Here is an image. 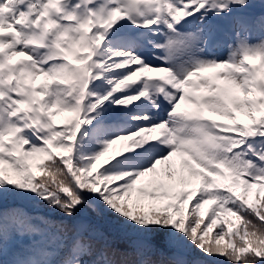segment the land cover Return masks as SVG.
<instances>
[{"label": "snow or ice", "instance_id": "6c2138e0", "mask_svg": "<svg viewBox=\"0 0 264 264\" xmlns=\"http://www.w3.org/2000/svg\"><path fill=\"white\" fill-rule=\"evenodd\" d=\"M253 3L0 0V264H264V2ZM210 14L228 17L226 45L218 25L182 30ZM125 18L150 34L113 33L131 47L108 50ZM225 46L227 58L205 55ZM145 47L158 62L133 50ZM101 79L104 94L90 87ZM142 97L159 117L133 116L143 126L82 154L77 134L105 101ZM144 141L167 150L140 168L109 163L155 147Z\"/></svg>", "mask_w": 264, "mask_h": 264}, {"label": "rangeland", "instance_id": "374dc122", "mask_svg": "<svg viewBox=\"0 0 264 264\" xmlns=\"http://www.w3.org/2000/svg\"><path fill=\"white\" fill-rule=\"evenodd\" d=\"M194 28L196 29V26L194 24H192V25H188L187 27H184V30L191 31V30H194ZM219 49L224 50V47H218V50ZM188 67H189V65H188Z\"/></svg>", "mask_w": 264, "mask_h": 264}, {"label": "trees", "instance_id": "16d2710c", "mask_svg": "<svg viewBox=\"0 0 264 264\" xmlns=\"http://www.w3.org/2000/svg\"><path fill=\"white\" fill-rule=\"evenodd\" d=\"M25 202H26V203L28 202L27 199H26V196H25Z\"/></svg>", "mask_w": 264, "mask_h": 264}]
</instances>
